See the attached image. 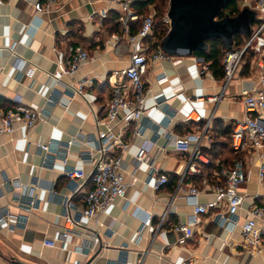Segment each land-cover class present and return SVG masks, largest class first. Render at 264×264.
<instances>
[{"label":"crops","instance_id":"obj_1","mask_svg":"<svg viewBox=\"0 0 264 264\" xmlns=\"http://www.w3.org/2000/svg\"><path fill=\"white\" fill-rule=\"evenodd\" d=\"M43 1L0 0V107L13 105L12 99L17 96L41 117L32 129L17 126L11 134H0V212L7 210L13 217L9 225H0V264H86L89 259L94 264H264V235L259 249H250L251 253L240 234L248 207L259 202L262 191L254 155L249 151L240 153L247 179L239 188L244 202L237 227L232 232L221 228L214 217L218 209H210L201 215L193 234L180 242L183 233L173 230V225L192 218L188 189L196 187L198 201L206 204L215 197V181L210 178V183L203 186L199 175H185L178 185L188 153L175 151L172 144L173 135L200 131L210 121L208 137L201 140L202 151L209 156L206 152L216 137L214 125L230 127L245 116L239 94L257 87L255 61L259 54L264 58V34L253 42L258 52L250 51L226 84L223 77L215 75L210 62L193 54H175L149 64L143 75V133L134 135L132 122L124 130L128 146L121 153V170L129 205L124 208L123 199L116 198L96 220L83 218L82 226L74 227L61 241L63 200L70 197L82 205L84 191L91 182L65 175V152L55 144L64 146L71 141L66 167L91 173L93 163L86 154L94 160L100 156L95 117L102 115L113 82L120 79L112 76L109 81V76L127 67L130 55L123 44L116 51L103 50L110 35L122 31L120 23L116 27L103 21L99 28L95 19H89L92 11H114L108 0H56L49 12H37L35 5ZM237 6L239 11L246 7L251 11L246 15L247 34L238 38L243 46L264 17V0L240 1ZM138 25L131 22V32ZM13 43L16 45L11 50ZM76 45L87 49L90 59L73 76H64L60 81L49 79L58 64L69 59L70 47ZM202 66L206 70L202 71ZM161 74L167 80L158 83ZM79 82L83 84L82 95L74 94L70 86ZM211 96L219 99L208 101ZM167 113L173 114L172 120L162 127ZM190 115L199 120L188 119ZM262 118L264 123V115ZM48 141L52 142L50 149L41 151L38 145ZM144 142H153L147 163L168 177L159 190L151 187L154 177L147 163H136L134 159ZM118 152V148L112 151ZM204 172L211 170L205 167ZM173 176L177 181L172 180ZM78 184L82 190L73 193ZM32 197L35 206L29 210L27 204ZM21 217H27L25 227L16 222ZM45 238L54 240L55 246L43 244ZM93 242L96 251L88 256L85 246Z\"/></svg>","mask_w":264,"mask_h":264},{"label":"built area","instance_id":"obj_2","mask_svg":"<svg viewBox=\"0 0 264 264\" xmlns=\"http://www.w3.org/2000/svg\"><path fill=\"white\" fill-rule=\"evenodd\" d=\"M113 5V10L117 14V21L122 26V31L112 33L103 45L104 51H116L123 44L130 55V63L127 67L115 70L109 76L119 77V80L113 82L109 98L107 99L101 116L95 117V122L99 126L96 139V150L99 153L97 160L93 156L86 154V157L92 161L93 169L88 175L82 168L66 167V154L71 141L64 146L55 144L56 147H62L65 152L63 163L65 164L64 173L72 179H90L91 187L84 191L82 205L74 203L67 197L63 200L62 218L64 220L63 231L60 234L61 241H64L69 231L74 227L82 226V219L86 221L96 220L99 213L105 212L108 206L116 198H122L124 208L129 205V199L126 197V184L124 182L121 170V153L128 146L124 140L125 128L133 123V134L140 136L143 133L144 125L140 122V117L145 110L146 91L144 87L143 75L146 73L149 64L160 60H168L170 55L165 53L159 42H156L153 36L155 23V13L141 14L138 12V6L145 0H108ZM249 0H241L247 3ZM56 0H44L42 3L35 5L37 12H49L52 4ZM151 5H148V10ZM106 9L100 12L92 11L89 15L90 20L97 21L98 27L102 26L103 20L107 17ZM139 22L134 33H130V23ZM162 25L165 27V34L170 29V18L167 13L162 18ZM264 34V17L261 20L256 31L249 37L241 48L227 51L223 57L222 65L224 69L223 80L228 83L237 68L244 60V55L248 51H257L258 46L253 42L258 40L260 35ZM13 43L11 50L15 47ZM69 59L64 63H59L57 69L49 74V79L60 81L64 76H73L79 67L89 59V52L81 45L70 47ZM260 51V50H259ZM19 62H24L20 60ZM255 67L258 68L257 87L252 90H242L239 98L243 104L245 116L236 119L231 125V131L228 142L235 153L249 151L257 160V181L262 187L259 194V202L251 203L247 209L248 218L240 224V234L243 238L244 245L251 250H258L264 235V58L259 54L255 61ZM206 66H202V71ZM201 71V72H202ZM167 80L165 74H161L156 82L163 83ZM74 89V94L82 95L83 84L77 83L76 86L70 85ZM208 101L214 102L219 96L207 97ZM13 105L2 108L0 107V134H11L17 126L26 129H32L41 120L40 112L34 110L22 103L21 98L14 97ZM173 114L167 113L162 127H166L172 120ZM188 119L198 121L199 117ZM210 121L205 123L200 131H187L182 134L173 135L172 144L177 152H187V165L182 177L178 180L181 185L182 178L185 175H199L200 183L207 186L212 178L215 183L212 185L214 199L206 204L198 201L199 190L191 186L187 191L188 203L192 206V218L188 221H178L173 225V230L182 232L183 238L190 237L193 234V227L201 222V215L209 212L210 209L215 211L214 217L221 228L232 232L238 225V216L243 209L244 196L240 193L239 188L246 182L247 176L242 168V160L236 161L233 165L224 164L216 160L215 162L202 151L201 140L208 137L207 131L210 128ZM170 137V136H169ZM52 142L39 144L41 151L47 152ZM153 147V142H144L140 145L135 154L136 163H147L148 153ZM115 148L120 152L112 153ZM148 170L153 175L151 187L153 190H159L167 184L168 177L166 174L158 172L152 163H147ZM209 167L211 172H204V168ZM82 186L76 185L73 193L80 192ZM51 193H55L51 190ZM28 209L35 206V198L28 201ZM9 211L0 212V225L7 224L12 220ZM260 220V224L257 221ZM25 227L27 217H21L16 222ZM179 242V243H180ZM43 244L46 246H55V241L44 239ZM86 255L92 256L95 253L94 242L85 246ZM252 253V252H251ZM86 264H94L89 259Z\"/></svg>","mask_w":264,"mask_h":264},{"label":"water","instance_id":"obj_3","mask_svg":"<svg viewBox=\"0 0 264 264\" xmlns=\"http://www.w3.org/2000/svg\"><path fill=\"white\" fill-rule=\"evenodd\" d=\"M230 0H169L167 15L170 29L160 41L168 55H192L196 49H205L208 38L219 36L230 49L236 33L247 34L246 7L238 15L218 18ZM254 16H252L253 18Z\"/></svg>","mask_w":264,"mask_h":264},{"label":"trees","instance_id":"obj_4","mask_svg":"<svg viewBox=\"0 0 264 264\" xmlns=\"http://www.w3.org/2000/svg\"><path fill=\"white\" fill-rule=\"evenodd\" d=\"M154 3V0H145L144 2L140 3V6L138 7V12L141 14H146L148 5H151ZM160 3V2H159ZM161 5V3H160ZM239 9L236 3V0H230L224 7V9L221 11L218 18L224 17L226 14L234 17L239 14ZM157 17V13H155L154 18ZM104 23H113L114 26L118 27L119 22L117 21V14L115 11L109 10L107 17L103 20ZM155 26V23H154ZM136 30V29H135ZM153 36L156 42L161 41V39L165 36V30L164 28H160L159 30H156L153 28ZM135 32V31H134ZM131 32L130 33H134ZM240 37V33H236L233 36V46H231L230 49H228L221 37L215 36L208 38L206 43L205 49H196L193 52V55L202 57L204 61L211 63V68L213 69V72L218 77H223L224 75V69L222 65V60L227 51L241 48V44L238 42V38ZM237 40V41H236ZM239 47L234 46L235 44ZM250 51H248L244 55V59L248 56ZM214 129L216 132V137L212 140L210 147L207 150V154L211 156L212 161L213 158H216L219 160V162L224 164L233 165L236 161L241 160V152L235 153L228 142V137L231 131V126L229 127H222L221 125H214ZM214 162V161H213ZM172 180H176V176H173Z\"/></svg>","mask_w":264,"mask_h":264},{"label":"rangeland","instance_id":"obj_5","mask_svg":"<svg viewBox=\"0 0 264 264\" xmlns=\"http://www.w3.org/2000/svg\"><path fill=\"white\" fill-rule=\"evenodd\" d=\"M241 0H236V3L240 2ZM161 5H160V3ZM169 7V0H154V3L151 4V8L146 13H157V17L155 18V26L154 29L159 30L160 28H164L162 25V18L167 13ZM154 32V31H153Z\"/></svg>","mask_w":264,"mask_h":264},{"label":"bare ground","instance_id":"obj_6","mask_svg":"<svg viewBox=\"0 0 264 264\" xmlns=\"http://www.w3.org/2000/svg\"><path fill=\"white\" fill-rule=\"evenodd\" d=\"M191 117H194V118H196V115H195V116H194V115H193V116L191 115Z\"/></svg>","mask_w":264,"mask_h":264}]
</instances>
